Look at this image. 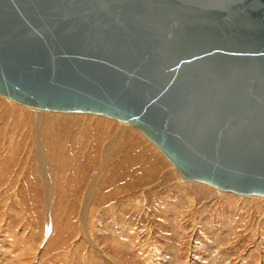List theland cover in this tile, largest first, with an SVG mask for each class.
<instances>
[{"label": "water", "instance_id": "water-1", "mask_svg": "<svg viewBox=\"0 0 264 264\" xmlns=\"http://www.w3.org/2000/svg\"><path fill=\"white\" fill-rule=\"evenodd\" d=\"M0 95L125 122L183 178L264 198V0H0Z\"/></svg>", "mask_w": 264, "mask_h": 264}, {"label": "rangeland", "instance_id": "rangeland-1", "mask_svg": "<svg viewBox=\"0 0 264 264\" xmlns=\"http://www.w3.org/2000/svg\"><path fill=\"white\" fill-rule=\"evenodd\" d=\"M1 98L4 101L7 100L0 96ZM8 101L10 100L6 102ZM17 104L15 103L14 106ZM18 106H16L17 119H23V116H20L22 112H28L29 114L27 113L26 117L29 118L30 114H32L28 111L30 109L32 111H39V109H33L21 104H18ZM23 106L26 107L24 111ZM0 111H2V108ZM87 114L107 118L112 124L104 126L95 123L97 121H80L72 123L73 126H67L69 123L66 122H71L72 120L78 121V119H74L78 117H71L67 121L50 119L45 123V126L47 125L46 128H49L47 129L48 132L57 138L47 142L49 150L55 139H59L62 146L66 149H69V147L73 148V144L80 142L79 144H81L82 149L85 148V152H81L83 158L90 157L91 161H97V163L101 161L99 157L101 152L99 151L102 150L107 140L102 137L99 138V131L103 132V129L105 131L108 129L113 133L118 128L117 124L122 126L121 123L123 122L102 115ZM1 120H5L3 116ZM30 122V120H26V123L21 124L18 122V124L14 125L16 134L19 136V145L17 146L16 155L9 159H11L10 162L13 166L15 162L18 161L19 163L18 168H20L18 171L20 177H18V181L15 182L16 180L11 179L9 183L6 179L4 180V178L0 177V264H162V262H165V264H182L183 258L176 259L177 263L173 253L167 257L169 259L168 262L165 261L166 257L160 258L161 250L165 251L168 241L172 245H178L176 248L180 254L183 251L188 252L189 247L195 248L198 251L202 250L198 254L200 256L197 255L195 257L201 261L192 258L195 264H214V262L215 264H264V198L255 196V199H246L244 198L245 196L241 197L229 192L222 193L217 189L200 183L181 184L176 174L173 171L171 172V163L166 160L165 156L162 155L161 157L158 153L154 152L151 142L146 140L147 138L139 130L126 123L123 124L128 125L129 131L132 134L134 132L137 137V134L142 136L139 135L138 139H141L140 141L144 143L146 150H148L147 161L157 163L158 168L160 166V169L150 177L151 181L150 184L148 183L146 191L150 186L149 189L152 192L149 189L148 191L153 193V195H150L148 191L145 193L146 197L144 199L146 204L144 205V210H142L143 212L134 210V208L128 209L126 212V215L128 214V217L132 218V220L129 219L132 228L136 230V236L132 235V241L142 243L143 250L151 251L154 256L153 259L156 261H153L152 257H147V254L144 261H141L134 254V257L138 260L134 261V258L129 259L126 257L127 255L120 253L121 250L116 249L117 251H114L113 248L116 246L112 248L108 239L96 237V226L98 225L97 221L99 217L96 220H91L92 222L89 218V221L87 220V223H90L88 227L90 225L91 230L92 227L95 229L92 231L95 234L92 239L98 242L100 249L96 248L91 243V239L84 237L81 230L80 213L83 211L81 210L83 208V196L80 194H82L83 187H81L80 192L74 195L69 193L68 188L62 191L67 187L63 180H74V178L79 177L78 180L82 179V181H86V176L81 177V169H77V173L74 174L70 170L72 167L69 169L70 172L67 173L65 171L66 167L63 169L61 167L60 169L57 163L60 160V154H58V161L55 164L52 160L56 159V157L53 156V153H50V165L52 169L49 166L46 170L39 167V164L36 163L37 159L34 156V149L31 147L33 144H30L32 141L29 138L31 137L28 135L29 129L32 128V126L29 127ZM14 128L12 127L13 130ZM8 130L9 128L6 131ZM6 131L3 128L2 131L0 130V135L2 133L5 134ZM50 139L51 137L49 136ZM100 140L103 142L101 143ZM98 142L101 143L100 147L96 145ZM94 146L99 150L98 157L89 152L90 149L95 148ZM158 152L160 151L158 150ZM156 154L157 156H155ZM91 156L94 158H91ZM68 160L69 158L67 157L66 161ZM113 160L116 163V158H113ZM165 160L170 165L164 164ZM98 165L97 168L99 167ZM113 166L114 173L119 174L121 172L120 168L115 167L116 165L114 164ZM53 171H61L62 181L59 182V190H57L60 193L57 194V197L51 198L47 192L48 186H52L53 183L49 184L44 178L47 175L53 178ZM167 175H169L168 181L166 180ZM65 176L66 178H64ZM192 185H196V188L192 187ZM7 186L8 188L6 189ZM9 186L11 187L9 188ZM147 193L151 197L147 196ZM133 198L134 196L131 199ZM148 198H150L151 202ZM136 200L140 202V195L136 197ZM110 201L107 199L104 206L101 207L106 208L111 203ZM98 204V200H95L93 203L95 207L100 205ZM120 204L122 202L118 204V208ZM96 212L98 211L96 210ZM90 214H92V211ZM107 217L105 219V227L110 230L111 226H108L111 225L113 220L112 216ZM109 218L110 220H108ZM47 219L51 220L48 222ZM95 224L97 225L95 226ZM149 233L150 235H148ZM147 240L148 242H146ZM144 243H146L147 247L144 246ZM105 253L107 256H103ZM106 257H110L109 263Z\"/></svg>", "mask_w": 264, "mask_h": 264}, {"label": "bare ground", "instance_id": "bare-ground-1", "mask_svg": "<svg viewBox=\"0 0 264 264\" xmlns=\"http://www.w3.org/2000/svg\"><path fill=\"white\" fill-rule=\"evenodd\" d=\"M0 96H2V95H0ZM2 97H4V96H2ZM4 98H6V97H4ZM6 99L10 100V101L6 102L7 100L4 101L2 98L0 99V109L2 108V111H0L1 112V114H0V130L2 131V129L4 128L6 131L9 128V130L6 131L5 134L2 133L3 135L2 134L0 135V145H1L0 146V177L4 178V180L6 179L7 182H9L11 179L16 180L15 182L18 181V177H20V175H19L20 173L18 171L20 168V167L18 168L19 163L17 161V162H15V165L13 166L10 162L11 159H9L10 157H13L16 155L17 149H18L17 146L19 145L18 144L19 136H17V134H16L14 125H16V123L18 124V122L23 124V123H26V120H28V121L30 120L31 122H30L29 127L32 126V128L29 129L28 135H30V137H31V138H29L30 141H32V142H30V144L31 143L33 144V146L31 145V147H33V149H34V152H35L34 156L37 159L36 163L39 164L38 166L41 168H44L45 170L47 169L48 166L50 169H52L51 168L52 166L50 165V162H51L50 153H53V156L56 157V159L52 160V162L55 164L58 163V166L60 169H61V167H62V169L64 167H66V170H65L66 173L70 172V170H72V172H73V173L71 172L72 174L77 173L76 172L77 169H81L82 170V174H81L82 176L81 177L86 176V181H82V179L78 180L79 177L74 178V180L73 179H69V180L67 179V181L63 180V182L66 184L65 186H67V187H65V189L62 190V191H64L68 188L69 193L74 195V194L80 192L82 189L81 187H83L82 194H80L83 196V200H82L83 208L81 209L83 211H81V213H80L81 214L80 215L81 216L80 221H81V225H82L81 230L83 232L84 237H86L87 239H91V243L93 244V246L100 249L98 242L96 240L92 239V237L94 238V235H95V234H93L92 231H94L95 229L92 227V230H91L90 225L88 227V224H90V223H87L88 218L91 221L93 219L96 220L97 217H99V219L97 221L98 225L95 224V226L97 225L96 226L97 228L94 226L96 228V234H97L96 237L99 236V237H102V238L105 237L106 239H108L110 241L109 243L112 245V248L114 246H116L113 248L114 251H117V250L120 251L121 250L120 253L127 255L126 257H128L129 259L134 258L135 259L134 261H138L134 257L135 255L137 256V258L139 257V259L141 261H144L146 254L148 255L147 257H152V260L156 261L155 259H153L154 256L152 255L151 251L145 250V249L143 250L142 243L140 244L138 241H135V242L132 241V239H133L132 235L136 236L135 235L136 230L134 228H132V226L130 224L129 219L132 220V218L130 216L128 217V214L126 215V212L128 211V209H133V208H134V210L136 209L139 212H143L142 210H144V205L146 204V201L144 199L146 197L145 193L150 188V186H149V188L146 191V188L148 187V185L150 184V181H151L150 177L152 175H154V173H156V171H158V169H160V166L158 168L157 163L152 162V161H147L146 157L148 155L147 154L148 150H146V146L144 145V143L142 141H140L141 139H138L140 134H137L138 137L134 134V132L132 134V132L129 131L130 128L128 127V125H126L127 123L123 124L125 122L121 123L122 126L117 124L119 129L117 128V130L113 131V133L108 129L106 131L103 129V132L99 131V133H100L99 138L102 137L107 141H106L105 145L103 144L104 146L102 145L103 146L102 150L100 148L101 151L97 150L96 146H94L95 148L93 147L94 149L89 150V152H91L90 154L93 153L94 155H97V157H98V151L101 152V154L99 155L101 161H99L98 163H97V161L93 162L90 160V157H87V155H86L87 158L82 157L81 152H83L85 148L82 149L81 144H79L80 142L73 144V148L69 147V149H66L62 146L59 139L58 140L55 139L54 143L50 146V150H49V147L47 146V142L51 141L57 137H55V135L50 134V132H48L47 129H49V128H46L47 125L45 126V123L50 119H53L55 121H57V120L58 121H67L71 117H78V118H74V119H78V121L72 120L71 122H66V123H69V124H67V126H73L72 123H78L80 121H87V122L97 121L95 123H98L99 125L108 126V125L112 124V122L107 120V118H102L99 116H92V115H88L87 113L86 114H80V113L63 114V113H54V112L51 113V111L47 112L46 110H45L46 112L40 111V110L39 111L38 110L32 111L30 109L28 111H30L32 114H30L29 118L26 117V114L28 112H22V114H20V116H23V119H24V121H23L22 118H19V117H18L19 119L16 118V110H17L16 106H18L19 103L16 106H14V104L17 103L16 101H13L12 99H9V98H6ZM11 101H13L15 103H13ZM12 107H14V108H12ZM22 108H24L23 109V111H24L26 107L23 106ZM96 115H98V114H96ZM2 116L4 117L5 120H1ZM94 117H97V118H94ZM81 119H88V120H81ZM120 122H119V124H120ZM50 124H55V123H50ZM19 126H20V124H19ZM104 126H103V128H104ZM12 127L14 128V130L12 129ZM49 136L51 137L50 140H49ZM24 137H25V135H24ZM86 139H87V137H86ZM146 140H148V139H146ZM77 141H78V139H77ZM85 141H87V140H85ZM88 142H87V144H88ZM102 142L103 141H101V143ZM98 143H96V145L97 146L99 145V147H100L101 143L100 142H98ZM151 145L153 146V151L158 153V155H160L162 157L163 154L161 152H158L159 149L156 146L154 147L153 143H151ZM152 146H151V148H152ZM31 150H32V148H31ZM114 152H116V153H114ZM58 154H60V160H59L60 163L57 162L58 157H59ZM84 154H87V153H84ZM93 156H91V158H94ZM155 156H157V154ZM67 157L69 158L68 161H66ZM113 158H116V160H117L116 163H114ZM166 160H165L164 164L167 163V165H170V163H168V161H166ZM22 162H23V160H22ZM117 163L118 164L120 163V165H118ZM158 163H160V162H158ZM23 164H24V162H23ZM97 164H99L98 168H97ZM113 164L116 165L115 167L120 168L121 172L119 174L114 173L115 170H113V168H112V167H114ZM24 167H25V165H24ZM170 168H171V172L173 171L176 174V176L179 179L181 184H185V185L197 184V182H192V181H189V180L183 178L176 171V169L173 167V165H170ZM2 169H6V170H2ZM22 171H23V169H22ZM48 174H49V172H48ZM28 175H29V173H28ZM162 175H163V173H162ZM40 176H41V174H40ZM64 178H66V176ZM166 178H167L166 180L168 181L169 175H167ZM44 179L47 180L49 182V184L53 183L52 186L51 185L48 186V192L47 193H49L51 198L57 197L58 196L57 194L60 193L59 191H57V190H59V182L62 181L61 171H58V172L55 171L53 178L49 177V175H47V176H45ZM11 186H9V188ZM192 187L196 188V185L195 186L192 185ZM7 188H8V186L6 187V189ZM220 192H222V191H220ZM148 193L150 195L151 194L153 195V193H150L149 191H148ZM222 193H226V192H222ZM138 194L140 195V202H137V200H136V197L139 196ZM149 194L147 196H149ZM99 196H101V197H99ZM132 196H134V198H133L134 200L131 199ZM239 196L244 197L242 195H239ZM149 197H151V196H149ZM256 197H258V196H256ZM256 197L253 195V196H245L244 198L255 199ZM117 198H118V200H117ZM107 199L111 200L110 201L111 203L106 208L101 207V206H104ZM148 199L150 200V198H148ZM48 200H47V202H48ZM95 200H98V202L100 204V205L98 204L99 206H97V207H95L93 205ZM114 200H116V201H114ZM120 202H122V204H120V206L118 208V204ZM150 202H151V200H150ZM148 203H149V201H148ZM48 204H50V203H48ZM52 210H53V208H52ZM96 210L98 212H96ZM116 210H118V211H116ZM91 211H92V214H90ZM107 215L112 216V220H113L112 221L113 223L111 222V225L108 226V227L111 226L110 230L105 227V224H106L105 219H106ZM50 220L51 219H49V220L47 219L48 222ZM108 220H110V218ZM148 235H150V233ZM136 242H138V243H136ZM146 242H148V240ZM168 242H167V246H165L166 247L165 251L161 250L162 252L160 254V258L166 257L165 261L168 262L169 259L167 257L172 253L175 255V257H174L175 261H176V259L179 260V259L183 258V261L181 262L182 264H195V263H193L192 258H194L198 261H201V260H199V258L197 259L195 257H197V255L200 254V252H202V250L198 251L195 248L192 249L191 247H189L188 252L183 251L182 254H180L178 249L176 248V247H178V245L175 246L174 244L172 245L171 243H168ZM164 244H165V241H164ZM144 246H146V243H144ZM183 250H185V249L183 248ZM204 250H203V252H205ZM103 256H107V254L105 253ZM198 256H200V255H198ZM106 258H107L106 260H108V263H109L110 257H106ZM149 261H151V259H149ZM162 264H165V262H162ZM214 264H215V262H214Z\"/></svg>", "mask_w": 264, "mask_h": 264}]
</instances>
